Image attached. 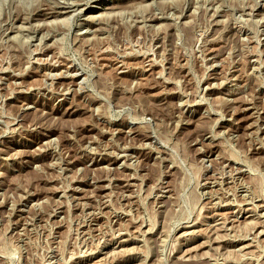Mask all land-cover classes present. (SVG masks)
Masks as SVG:
<instances>
[{
	"label": "rangeland",
	"instance_id": "obj_1",
	"mask_svg": "<svg viewBox=\"0 0 264 264\" xmlns=\"http://www.w3.org/2000/svg\"><path fill=\"white\" fill-rule=\"evenodd\" d=\"M0 264H264V0H0Z\"/></svg>",
	"mask_w": 264,
	"mask_h": 264
},
{
	"label": "bare ground",
	"instance_id": "obj_2",
	"mask_svg": "<svg viewBox=\"0 0 264 264\" xmlns=\"http://www.w3.org/2000/svg\"><path fill=\"white\" fill-rule=\"evenodd\" d=\"M65 5V4H64ZM73 6H75V5H73ZM72 8V6L71 5H68L67 4V7H55V8H53V9H46V10H44L43 9V16H52V15H55V14H57V15H62V14H65L62 10H70ZM72 11V10H71ZM66 12V11H65ZM250 16V15H249ZM170 17V16H169ZM239 17V16H238ZM161 19V18H160ZM159 18H157V17H153L151 20L152 21H158V20H160ZM151 21V22H152ZM263 21V20H262ZM140 23H141V21H139ZM150 22V23H151ZM98 50V49H97ZM104 50V49H103ZM110 52V51H109ZM121 65H123V64H121ZM120 67V66H119ZM253 73V72H252ZM70 74V73H69ZM71 77V76H70ZM157 78V77H156ZM106 150V149H105ZM116 156V155H115ZM117 160H119V158L117 159H115V161H117ZM124 197V196H123ZM261 234V233H260ZM233 235V234H232Z\"/></svg>",
	"mask_w": 264,
	"mask_h": 264
}]
</instances>
